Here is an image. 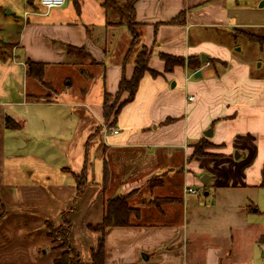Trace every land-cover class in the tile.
Masks as SVG:
<instances>
[{
    "label": "crops",
    "instance_id": "crops-1",
    "mask_svg": "<svg viewBox=\"0 0 264 264\" xmlns=\"http://www.w3.org/2000/svg\"><path fill=\"white\" fill-rule=\"evenodd\" d=\"M22 1V17L8 20L11 10L0 15V33L11 44V57L0 60V70L19 77L24 98L7 102L1 96L8 95V86H0V264H55L63 251L54 248L47 223L60 225L64 217L71 222L70 244L83 261L90 260L100 233L88 225L101 223L107 199L118 195L127 196L138 210L129 225L106 232L105 264H194L188 250L193 233L187 226L194 206L185 185L202 182L231 191L249 185L239 159L253 157L256 143H264L263 79L252 78L248 66L237 63L228 46L213 36L247 25L236 19L240 1L137 0L131 24L119 9L127 0L107 6L105 0H67L50 9L39 8V0ZM14 4L18 2L0 0V8ZM135 25L158 74L147 72L141 78L134 98L118 112L111 127L119 132L113 133L104 119V93L117 92L122 76L134 72L136 57L129 45ZM162 53L183 62L167 69ZM28 61L43 65L44 82L27 73ZM229 61L234 66L219 70L218 64ZM73 72L85 81L79 98L68 105L77 103L81 119L85 110L104 133L77 157V171L64 169L70 178L47 183L18 179L8 172L5 157V117L16 115L11 105L28 97L39 102L36 95L59 92L61 83L66 88L56 98L70 93ZM93 83L102 95L100 103L87 99ZM56 98L47 102L58 103ZM209 128L211 136L205 135ZM204 139L213 143V155L193 156L194 144ZM87 158V183L78 192L75 174ZM204 174L210 175L206 184ZM215 248L206 246L203 260L195 264H214L219 260Z\"/></svg>",
    "mask_w": 264,
    "mask_h": 264
},
{
    "label": "rangeland",
    "instance_id": "rangeland-1",
    "mask_svg": "<svg viewBox=\"0 0 264 264\" xmlns=\"http://www.w3.org/2000/svg\"><path fill=\"white\" fill-rule=\"evenodd\" d=\"M239 1L240 13L238 11L236 19L247 25L237 26L230 31H215L213 36L216 41L228 46L237 63L248 66V74L250 73L252 78L263 79L264 82V49L248 37L249 34H264V5H260L264 0ZM15 2L18 4L0 8V15L11 10L13 13H9L8 20L22 17L23 1ZM38 6L44 7L40 2ZM2 25L3 22L0 23V30ZM135 29L136 34L131 38L129 45L132 57H137L139 53L147 54L149 51L139 40L137 25ZM118 34L120 37L121 33ZM6 39L0 33L1 61L11 57V44L7 43ZM232 66L234 61L218 64L219 70L223 71ZM0 75V86H8V95L1 98L7 102L23 100L18 92L19 88L22 90L19 77L16 75L15 78L9 77L2 70ZM81 77L84 75L73 72V89L68 94L62 92L56 98L57 89L56 92L50 89L47 91L48 94L36 95L37 99L41 100L39 102L29 101L28 97V101L25 99L22 104L11 105V110L16 113L13 116L20 123V127L7 129L5 157L8 172L10 171L12 175L15 173L18 179L23 181L32 179L43 183L53 179H68L70 177L64 169L77 171V157L83 153L87 154L89 148L101 138L104 133L103 126L93 124L85 110L80 111L83 117L81 119L75 109H80L77 103H73L74 107L67 103L79 98L81 83L85 81ZM95 84L91 86L87 99L90 98L93 102L99 100L100 103L102 95L98 94ZM63 88H66L65 84L61 83L58 91L61 92ZM111 94L108 102L116 107L126 95L117 92ZM55 98L58 103L47 102ZM259 116L256 114V117ZM253 121L255 123V120ZM213 148V143L206 140V149L211 153L207 156L213 155ZM255 149L253 157L245 155L243 159H239L246 166L243 172L250 181L249 185L237 187L232 191L224 187H205L202 182L185 185L186 188L192 186L198 190L196 193L186 191L187 198H191L190 204L194 206L192 213L190 211L188 213L190 219L187 221V226L191 234L193 233L188 250L194 264L203 260L202 250L206 246L216 247L218 251L219 260L216 259L214 264H264V184H262L264 143L257 142ZM237 151V149L233 151L234 156ZM88 163L87 158L85 170L82 168L77 172L80 177L87 172ZM205 190H209L210 194L205 195ZM64 218L60 225L49 221L52 223L50 237L56 245L60 244L56 229L66 225L67 219Z\"/></svg>",
    "mask_w": 264,
    "mask_h": 264
},
{
    "label": "trees",
    "instance_id": "trees-1",
    "mask_svg": "<svg viewBox=\"0 0 264 264\" xmlns=\"http://www.w3.org/2000/svg\"><path fill=\"white\" fill-rule=\"evenodd\" d=\"M31 1V0H28ZM137 0H127L126 3L119 6V9L127 20L128 24L132 23V18L134 15V4ZM104 5H116L115 0H105ZM133 30V29H132ZM135 33V31L133 30ZM249 39L253 42L258 43L262 49H264V34L255 35L249 34ZM151 51L148 53H139L135 60L134 72L131 77L122 76L117 93L122 94L126 93L123 101L116 107L114 104L109 103L108 99L112 95L111 93L105 91L104 101H103V112L104 119L108 123V126L111 127L114 125L118 112L121 107L126 103L131 101L136 93L139 82L141 78L147 73L150 72L152 75H157L158 71L150 67L149 58ZM162 59L165 61L166 68L171 69L175 64L183 62V58L179 56H173L166 53L161 54ZM27 73L30 75L36 76L38 79L43 81L42 76L44 75V67L42 64L34 63L31 61L27 62ZM44 82V81H43ZM46 98V97H45ZM5 125L8 128H17L20 127V123L10 115L5 117ZM209 153L206 149V140H200L194 144L193 156H207ZM212 156V155H211ZM86 163L83 166L82 170H85ZM107 167L104 170L105 182H107L109 174H107ZM77 191L81 192L86 186V173L80 177V174H75ZM264 184V168H263V181ZM137 208L130 205L127 200V196L118 195L112 198H108L106 201V212L101 223L90 224L88 229L100 233V237L97 241L95 247L91 248L90 260L83 261L80 253L70 244L69 242V231L71 228L70 220H66L65 226L57 227L56 232L60 237V244L56 249H61L63 252L59 258L55 260V264H105V235L109 228L113 226H126L130 224V217L133 213L137 212ZM48 227L51 232L52 223L48 221ZM49 232V235L51 236Z\"/></svg>",
    "mask_w": 264,
    "mask_h": 264
},
{
    "label": "built area",
    "instance_id": "built-area-1",
    "mask_svg": "<svg viewBox=\"0 0 264 264\" xmlns=\"http://www.w3.org/2000/svg\"><path fill=\"white\" fill-rule=\"evenodd\" d=\"M39 1L44 7H46V9H50L53 7L63 6L67 0H39ZM190 98L193 99L194 96H191ZM107 131L113 132V133H118L119 129L111 127V128H108ZM186 191L191 192V193H196L198 190L192 186H188L186 188Z\"/></svg>",
    "mask_w": 264,
    "mask_h": 264
},
{
    "label": "water",
    "instance_id": "water-1",
    "mask_svg": "<svg viewBox=\"0 0 264 264\" xmlns=\"http://www.w3.org/2000/svg\"><path fill=\"white\" fill-rule=\"evenodd\" d=\"M260 5L263 6V5H264V1H262ZM9 11H10V10H9ZM9 11H8V12H9ZM206 57H207V55H205V54L202 55V58H203V59H206ZM200 74H201L200 72L196 73V75H200ZM174 84H175V83L173 82L172 85H174ZM212 134H213V129H212V128H209L207 131H205V135H207V136H211ZM235 157H236V158H239V157H240V153H239L238 151L235 153ZM209 180H210V175H208V174H204V175L202 176V181H203L204 183L208 182Z\"/></svg>",
    "mask_w": 264,
    "mask_h": 264
}]
</instances>
